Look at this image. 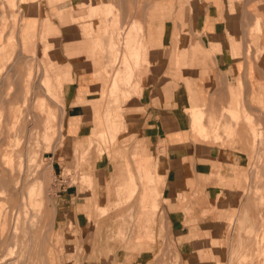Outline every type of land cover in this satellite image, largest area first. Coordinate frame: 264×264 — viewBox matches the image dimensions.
Instances as JSON below:
<instances>
[{
    "label": "crops",
    "instance_id": "crops-1",
    "mask_svg": "<svg viewBox=\"0 0 264 264\" xmlns=\"http://www.w3.org/2000/svg\"><path fill=\"white\" fill-rule=\"evenodd\" d=\"M25 2L16 0L11 14L0 0V20L5 18L10 28L17 27V40L24 49L37 42L50 47H45V66L62 86L64 140L86 138L84 150L78 146L85 142H79L76 154H95L89 150L95 146L98 158L104 155L111 160L95 168L94 174L93 167L87 168L89 173L82 176L96 186L100 200L95 201L90 192L82 194L76 186L59 190L52 246L55 264H159V215L153 214L160 200L172 209H164L167 234L187 241L174 243L180 264H209L204 259L207 255L199 252L213 249L200 240L192 241L200 239L201 228L193 226L185 233L183 222L191 219L194 208L202 214L214 209L216 217L227 216L233 189L238 195L241 190L245 165L239 156L233 157L235 153L227 146L230 141L221 129L233 124L235 112L243 120L242 107L252 114L258 102L264 104V0ZM0 49L2 60L6 46L0 45ZM52 50L63 57L65 51L74 61L68 65L58 53L48 60ZM41 86L49 99H58L49 73L42 77ZM27 95L22 109L28 106ZM221 115L223 123L218 118ZM248 116L257 121L253 126L260 124ZM114 117L119 119L118 133L108 128L109 122H116ZM211 121L221 124L219 132ZM9 122L10 136L19 125L15 109ZM49 122L52 120L43 119L46 131L41 127L39 134H50L53 127ZM85 129L88 133L82 134ZM101 131L102 146L91 144L89 140ZM109 133L111 137L118 134L113 137L119 140L117 144L122 138L127 141L125 148L132 162L117 161L121 157L117 145L105 153ZM15 134L32 132L23 127ZM214 134L221 135L223 142L215 144ZM222 143L227 147L220 146ZM66 148L63 153L69 154ZM194 186L203 189L198 190L200 197L194 195L190 200ZM214 190L216 196L212 197L209 193ZM120 203L139 205L134 241H123L128 230H117L113 220L119 214L111 212L108 218L114 224L110 231L120 241L97 243L95 228L90 231L88 220L93 210L104 216L108 207ZM204 203L209 207H203ZM190 249L192 255L185 257L183 252ZM220 260L216 256L210 262Z\"/></svg>",
    "mask_w": 264,
    "mask_h": 264
},
{
    "label": "rangeland",
    "instance_id": "rangeland-1",
    "mask_svg": "<svg viewBox=\"0 0 264 264\" xmlns=\"http://www.w3.org/2000/svg\"><path fill=\"white\" fill-rule=\"evenodd\" d=\"M4 1L8 5L11 11V14H13L14 8L16 6V0H4ZM27 1L29 0H26L25 5H27ZM30 1L32 3V0ZM25 5H24V8H25ZM30 6L28 7V9L30 8ZM12 22L14 24L16 20L13 18ZM8 23L9 21L7 19L5 20V18L0 20V45L1 47L6 46L5 51L2 53L4 56L2 58L3 61L0 60V67L1 65H3V68L0 69V168H1L0 169V182H1L0 183L1 184L0 185V193H1L0 194V224L5 223L4 231L3 233H0V264H10V262L11 264H14L15 261L13 260L18 259L17 256L21 254L20 250H22L24 254L21 255L22 261L20 262L17 261V264H55L56 261L53 260L52 253L54 252V255H55L56 252L52 250V246H53L54 225H55L54 221H55V213H56V199H57L59 190H61L64 186H72V187L76 186L77 190L81 192L82 194H86L90 192V194L92 195V198H95V201L100 200L101 197L95 194L94 188L96 186L90 185V181H88L87 179L82 180V176L89 173L87 168L91 169V167H93L92 171L94 174L95 168H100L103 165L107 164V162H111V160L107 157H103L104 155L101 156V158H98L97 157L98 153L96 151L95 146L89 149L90 152H95V154H80V153L76 154L75 150L79 142H85V144L78 146L79 150H84L86 146V138L74 139V140H71V139L64 140V132H63V125H62L63 118H64L62 86L58 85L56 81L54 80L52 74H50L53 70H51L50 67L47 68L45 66L47 63L46 58H47L48 50H46L45 48L47 44L45 42H41V43L37 42L35 44H26L27 50L24 49L23 45L17 40V36H16L17 27L12 26L10 28ZM47 47L48 49L50 48L49 46ZM2 49H0V53ZM48 53L50 55V58L48 60H51V59L53 60L55 58V54L58 53L60 57L65 61V63H67L68 65H70L74 61L72 58L68 56V53H66L65 51H64V54H65L64 57L61 55V53L53 51V50L49 51ZM116 68H117V65L112 68L113 71ZM46 73H49L50 79L53 84L52 86L53 91L56 92V94H58V99H54V98L49 99L50 96L48 97L46 95V91L41 86V79L44 75L46 76ZM105 85L109 86V82H106ZM26 93H28L27 95L28 96V106L22 109L21 103L23 102L24 100L23 97H24V94ZM242 100H243V97L241 96L240 102H242ZM41 103H45L46 106H43V107L40 106ZM14 109L19 118V125L16 131L10 134V136H15L16 140L17 138H19L22 141L20 142L18 140L20 142V143L18 142L19 143L18 146H16L15 144H12V143H15L16 140L15 142H10L6 146L7 140L4 137L6 136V134L8 135L11 132L8 124L10 123L9 118L11 117V112ZM242 109L244 108L242 107ZM263 109H264L263 103H261L260 105V102H258V105L255 108V113H252V115L260 121L259 123L261 124V126H259V128L262 129L260 130L261 132H264V110ZM45 110H48L47 115L45 113ZM45 118H49L52 120V122L48 123V126L49 127L51 126L53 128L52 130L49 131L51 136L47 138L43 137L44 139H41V142H40L39 136L40 135L42 136V134L39 135L41 127L44 132L46 131V123H43V119ZM218 118H222L220 123L224 122L222 115ZM232 119H233V124L231 123L230 125L231 126L233 125V127H231L230 130L222 127L221 129L223 133L222 136L226 137V139L230 141V144L227 146L232 152L235 153L233 157L235 158L236 156H239L241 162L243 163V165H245V168H243L245 169L244 176L246 174L248 178L246 180L240 179V182L242 183V185L239 187L241 189L239 192V195H238L237 190L233 189L232 200L229 202L230 208H229L227 216L236 218L239 214H244V213L253 216L254 211L252 210L254 209L249 205L250 203H248V201L250 198L251 199L253 198L252 201L254 200V195H250L251 194L250 191H252L251 189L254 183L252 174H253V165L255 161L254 160L255 156L253 153H251V145H252L251 138H248V137H251L249 136L251 134H249L247 130V126H249V124L245 120H242V119H235V118H232ZM113 121H116V122L108 123L109 131L111 128V130L115 133L120 132L121 129H120V126L118 125L119 122H117L119 121L118 117H114ZM220 123H214V127L217 130L216 132H219V128L221 125ZM34 124H37V125L34 126ZM111 126H113L114 128H112ZM23 127H26V129L31 130V132L33 131L32 134H30V136L34 134L38 136L36 138L39 140L40 143L34 142L36 140L35 135L32 136V139L34 138L35 140L33 141L30 137V140L28 142L30 143L32 141L34 143L30 145L31 148H33V150L29 148V150L31 149L32 151L36 150L35 153L32 152L33 155L31 152L28 154L26 151H23L26 145H24L25 140L23 141L22 138L25 139V137L26 136L28 137L29 134H24L25 136L24 135L22 136V134H15V132L19 133V130H23ZM87 131L88 129L83 130L82 134H87L88 133ZM122 134H125V129L122 131ZM46 135L47 134H44L43 136H46ZM112 135L114 137V135L117 136L118 134H112ZM107 136H108L109 143H107L105 153L109 151V148L111 146L117 145V147L120 148V153H121V157L118 158L117 161L120 164H124L126 161L132 162L133 160L132 155H130L128 153V150L125 148L127 141L124 138H122L120 143L117 144L119 142L117 138L111 137L110 133L107 134ZM247 138L250 139L248 143H246ZM239 139H240V142H238ZM244 139L245 141H243ZM219 142H222V138L220 137V135H219V139L217 140V143ZM4 143L6 147L2 148V145ZM65 146L67 147L66 150L70 152L69 154L63 153ZM220 146L227 147V146H223V143ZM14 148H16V150H14ZM2 150L3 152H7V151L13 152L14 150L13 152L14 162L11 167H6V162L2 159V154H1ZM15 152H18V154H16ZM19 154H22V155H19ZM9 156H13V155H9ZM19 156H22V158L21 157L19 158ZM28 156L30 159L28 158ZM25 159L27 162L30 161L31 164L28 163L27 165L26 161H24ZM26 168L27 170H25ZM26 173H29L30 175L29 174L27 175ZM232 175L233 173L230 174V176ZM35 181H41L44 186V209H42L41 211L42 213L39 212L40 215H38L39 213L36 214L37 216L35 215L34 217L35 221H34V224H32L31 223L32 220L30 219L32 218V211L28 210L27 203H26L27 196L26 197L24 195L22 196V199L24 197L25 202H23L24 200H21L20 198L23 193L24 194L27 193L28 191L27 185L29 184L30 186L31 185L30 183H34ZM201 181L198 180L197 182H201ZM5 182L6 184L4 185ZM263 182H264V179H263ZM15 183H18L17 188H14ZM234 188H236L235 185H234ZM202 189L203 187L201 186H194L192 192L190 193L191 195L189 194L188 198L191 200L194 197V195L200 197L201 193H199L198 190H202ZM19 190L21 192L23 191L22 194ZM216 192L217 190H214V192H211L209 194L212 197H215ZM247 194L252 197L249 198ZM15 195L17 199L15 198ZM102 198L104 199V196ZM20 201L26 204L25 206L27 208L25 207V210L27 209L26 211H30L29 213H25V214L31 213L28 219V220H31V222L27 221L26 217H25L26 218L25 220L29 223H27L24 220V218H20L23 215L22 213L19 217L20 218L19 219L20 223H18L19 227L17 226V228L18 229L20 228V229L19 230L17 229L18 232H16V234L13 236L11 234L15 233L14 232V229H15L14 228L15 227L14 218L15 217L17 218L19 211L21 210L23 211V209L20 210V208L24 204L22 205ZM194 204L195 202H193L192 200L191 205H194ZM13 205L14 206L16 205V206L12 207ZM209 205L210 204L207 205L206 203H204L203 207L207 208L209 207ZM245 205L246 206L249 205L250 207L249 210H247L248 207L245 208ZM114 206L115 207H113V209L108 207V211L106 212V215L104 216H101L100 214L95 213L93 210L92 217L88 219L90 231H92V229L95 228V235L97 238V243L99 242L109 243L110 241L117 243L120 241L119 237L113 236L110 231L111 230L110 226L113 225L115 222L114 225L117 226L118 231L120 230V228L122 229L127 228L125 230H128V235L124 234L123 241H125V239L127 240L128 238L127 242L128 243L130 242L131 244V242L134 241L133 240L134 235L132 234L133 233L132 231H136L137 215L140 210L139 205L136 206V204L134 203L132 204L131 203H120ZM12 208H14L15 211H13ZM137 209H138V212L136 213L135 211ZM164 209L172 210L168 208L167 204L163 202V200H160L159 208L153 214V215L155 214L159 215V224H158L159 229H160L159 236H158V239L160 242V251L158 252L159 264H180V255H179L180 252L176 249L177 246H175L174 243L178 244V243H183L187 241L185 240L181 241L177 238L173 239L167 234V224L164 219V216H165ZM245 209L248 211L247 213ZM16 210H18L17 215L15 214ZM237 210H238V213L240 212L239 214L237 213ZM111 212H115V214H119L118 217L115 220H113L114 222L108 218ZM203 214L199 208H194V211H192V217H191L193 222L190 221L191 219L183 222L184 227H185L184 232L189 233L193 226H197V228H201L200 230H202V233L200 236H198L200 237V239L199 238L197 240L193 239L192 241L199 242L200 240L202 241V243L208 244L207 246L210 245V248L213 249L211 250V252H208V251L199 252V254L205 253L207 255V257H204V259L205 261H208L209 264H214L210 262V260L215 259L216 256L218 258L219 257L221 258L220 263L218 264H230V261L232 263V260H230L229 258L231 257L232 252L234 251V249L237 248V245H238V240H239L238 230L240 229L238 228L239 225L238 226L234 225L232 228L226 231L224 229V225L226 222V216L222 215V216L216 217V216H212L208 214L207 212L206 213L204 212ZM22 221L26 223H23ZM22 223L24 226L22 225ZM30 223H31V226H33L34 228L30 227L29 225ZM21 227L24 231H21L22 230ZM209 230H212L213 232L208 233L207 231ZM246 230H247V226H245L244 231L240 234L243 239L246 238V235H247ZM210 234H212L213 237L218 238L219 247L217 249L210 243V240H209ZM11 237L13 240L9 239ZM20 238L21 239L24 238V240L22 239V242L24 241L23 243L21 242ZM17 242H19L20 244H18ZM16 243L18 246L17 247L18 252L16 254L18 255L14 253L15 257L13 256V259H11L10 261H3L2 256L4 257L6 253H8V249L11 247V245H14ZM55 245L58 246L59 244H55ZM80 249L81 248H79V250ZM132 252H137V251L133 249ZM192 252L193 250L190 249L183 253L187 254L185 257H190L192 255ZM209 253H211V256L209 255ZM57 262H59V260H57Z\"/></svg>",
    "mask_w": 264,
    "mask_h": 264
},
{
    "label": "bare ground",
    "instance_id": "bare-ground-1",
    "mask_svg": "<svg viewBox=\"0 0 264 264\" xmlns=\"http://www.w3.org/2000/svg\"><path fill=\"white\" fill-rule=\"evenodd\" d=\"M258 26V25H257ZM257 28V27H256ZM259 28V27H258ZM257 60V59H256ZM242 106L240 105V108H241ZM225 108V107H224ZM263 108H264V104H263ZM241 111H242V113L240 112V118H242L241 116H242V114L243 115H245V117L243 116V120H245L248 124H249V132L251 131V135H249V136H251V137H248V138H251V153H253L254 154V156H255V158H254V165H253V174H252V176H253V181H254V183H253V187H252V191H250V195H254V200L252 201V199L250 198V197H252V196H249L248 194V197L250 198L249 199V201H248V203H250L249 205L254 209V210H252V209H250V210H252V211H254V215L253 216H251V215H249V214H239L238 213V210H237V213L239 214L236 218H233V217H229V216H226V222H225V225H224V229L226 230V231H228L230 228H232L234 225H239V227L238 228H240L238 231V233H239V240H238V245H237V248L236 249H234V251L232 252V254H231V257L229 258L230 260H232V263L234 262V263H236V264H264V182H263V179H264V132H261L260 130H262V129H260L259 128V126H260V124H257L256 126L254 125L253 126V123L254 122H257L256 120L255 121H251V118L248 116V115H251V117H253L252 119H254V116H252V114H248V112H246L247 111V109L245 110V108L244 109H242L241 108ZM46 112V111H45ZM222 112H224V111H222ZM225 112L228 114V115H233L232 114V112L230 111V110H226L225 109ZM225 113V114H226ZM235 113H237L238 114V112H235ZM262 113V112H261ZM237 114H235V115H237ZM234 115V117L233 116H231V118H235V119H239V118H237L236 116ZM227 116V115H226ZM230 116H228V117H230ZM238 117H239V115H238ZM261 118V117H260ZM255 119H257V118H255ZM206 120V119H205ZM230 121H231V119H229ZM258 120V119H257ZM210 121V120H209ZM208 121V122H209ZM215 121V120H214ZM216 122V121H215ZM214 122V123H215ZM233 122V121H232ZM260 122V121H259ZM210 123V122H209ZM211 123H213L212 121H211ZM213 123V124H214ZM206 124V123H205ZM37 124H34V126H36ZM207 125H210V124H208L207 123ZM226 126V125H225ZM224 126V128L226 129L227 127L230 129L232 126L230 125V127L229 126H227V127H225ZM112 128H114L113 126H111ZM36 128V127H35ZM34 128V129H35ZM227 128V129H228ZM35 131V130H34ZM33 132V131H32ZM45 134H47V132L45 133ZM24 134H22V136H23ZM35 135V134H34ZM34 135H32V136H34ZM38 135V134H37ZM40 135V134H39ZM44 134H42V138L39 136V138H40V142H41V139H44V138H47V137H50L51 136V134H47L46 136H43ZM207 135V137L209 136V135H211V134H206ZM25 136V135H24ZM32 136H30V134H29V138L27 137H25L26 139H24V138H22L23 139V141L25 140V144L24 145H26L25 146V149H23V151H26L28 154L31 152H33V153H35V151H32L33 150V148H31V144H34L32 141L30 142V143H28L29 142V140H30V137H31V139H32ZM97 136V137H96ZM96 136L94 137V138H91V141L89 140V142L92 144L93 142L95 143V144H97L98 146H102V144H103V138H104V135H103V132L101 131V132H99L98 133V135L96 134ZM214 137V143L216 144L217 143V140L219 139V134H214L213 135ZM221 136V135H220ZM225 136H227V135H225ZM230 136H232V135H230ZM234 136V135H233ZM36 137H38V136H36L35 135V139L33 138L32 140L34 141V142H38V143H40L39 142V140L36 138ZM44 137V138H43ZM229 137V136H228ZM246 139V143H248V141L250 140V139ZM224 139V138H223ZM6 140L8 141V143H7V141H6V146L10 143V142H15V140L16 139H14V140H11L10 139V136H9V134L8 135H6ZM21 142L22 140L21 139H19V138H17V140H16V142L15 143H12V144H15L16 146H18V144L20 143L19 141ZM228 141V140H227ZM243 141H245V139L243 140ZM19 142V143H18ZM223 142V141H222ZM238 142H240V139L238 140ZM29 145H28V144ZM36 144V143H35ZM240 144V143H239ZM242 145V144H241ZM247 145V144H246ZM12 146V145H11ZM30 146V147H29ZM21 147V146H20ZM19 147V148H20ZM24 147V146H23ZM29 148H31L30 150H29ZM14 150H16V148H14ZM14 150H13V152H14ZM13 152L12 151H7V152H3L2 153V159L6 162V167H11L12 165H13V162H14V154H13ZM21 152H22V150H21ZM20 152V153H21ZM25 152V153H26ZM16 154H18V152H15ZM24 153V154H25ZM33 153H32V155H33ZM240 153V152H239ZM251 153H250V155H251ZM23 154V155H24ZM27 154V155H28ZM9 155H13V156H9ZM19 155H22V154H19ZM31 155V154H30ZM25 156V155H24ZM22 158V156H19V158ZM27 158V157H26ZM28 158H29V156H28ZM249 158H250V156H249ZM252 158V157H251ZM30 159V158H29ZM32 159V158H31ZM24 161H26V159L24 160ZM32 161V160H31ZM26 163H27V165H28V163H30V161H26ZM31 164V163H30ZM29 164V165H30ZM25 165V164H24ZM27 168H29V167H27ZM27 168L25 169V170H27ZM1 169V168H0ZM3 171H4V169H3ZM27 175L29 174V173H26ZM30 175V174H29ZM10 176V175H9ZM248 178V176L245 174V176L243 177V179L244 180H246ZM31 179V178H30ZM26 180V179H25ZM14 182H15V180H14ZM13 182V183H14ZM23 182V181H22ZM28 182V181H27ZM1 183V182H0ZM3 183V182H2ZM263 183V184H262ZM6 184V182L4 183V185ZM11 184V183H10ZM21 184V183H20ZM26 184V183H25ZM31 185L29 186V184L27 185L28 186V191H27V193L26 194H22V192H21V200H24L23 202H25V199H24V197H23V199H22V196L24 195L25 197L27 196V198H26V203H27V207H28V210H31L32 211V218H30L31 220H32V222H31V220H28L29 219V215L31 214H25V213H29L30 211H26L25 210V205L26 204H24V203H22V201H20L21 203H22V205L23 206H21V208H20V210L21 209H23V211L21 210V211H19L20 212V214H19V212H18V215H17V211L18 210H16V215H17V218L15 217L13 220H14V222H15V229H14V234H11V235H15L16 234V232H18V230L20 229H18L17 228V226H18V223H20L19 221V219L20 218H24V220L26 219L27 221H30L32 224H34V217H35V215L37 214V213H42L41 211H42V209H44V186H43V183L41 182V181H35L34 183H30ZM1 185V184H0ZM15 186H14V188H17L18 187V183H15L14 184ZM23 186V185H22ZM26 186V185H25ZM20 188V187H19ZM18 188V189H19ZM26 188V187H25ZM25 188H24V190H25ZM23 189V188H22ZM21 189V190H22ZM248 189V188H247ZM16 192V191H15ZM249 192V191H248ZM19 193V192H18ZM1 194V193H0ZM243 196V195H242ZM246 196V195H245ZM13 197V196H12ZM20 197V196H19ZM248 197H247V199H248ZM14 198V197H13ZM15 198H16V195H15ZM17 199V198H16ZM239 201V200H238ZM19 202V201H18ZM252 202V203H251ZM14 204V203H13ZM245 204V203H244ZM18 205V204H17ZM249 205H245V208L246 207H248V209L247 210H249ZM16 206V205H15ZM14 205L12 206V207H15ZM23 207V208H22ZM26 207V208H27ZM13 209V211H15V209L14 208H12ZM235 209V208H234ZM11 210V209H10ZM246 210V209H245ZM246 210V213L248 212ZM26 211V212H25ZM12 212V211H11ZM23 213V215L20 217V215ZM34 213V214H33ZM40 213L38 214V215H40ZM249 213H251V212H249ZM208 214H210V215H212V216H215L216 214H215V211H214V209H211L209 212H208ZM28 215V216H27ZM37 216V215H36ZM224 216V215H223ZM20 217V218H19ZM26 217V218H25ZM10 220V219H9ZM23 220V219H22ZM25 220V221H26ZM39 220H41V219H39ZM26 221V222H27ZM23 223H26V222H24V221H22ZM41 222V221H40ZM39 222V223H40ZM23 223H22V225H23ZM27 223H29V222H27ZM31 223L29 224L30 225V227H33V226H31ZM38 223V224H39ZM224 224V223H223ZM36 225V224H35ZM34 225V226H35ZM24 226V225H23ZM39 226V225H38ZM245 226H247V230H246V233H247V235H246V238L245 239H243L242 237H241V233L244 231V229H245ZM19 227V226H18ZM27 228V227H26ZM34 228V227H33ZM32 228V229H33ZM38 228V227H37ZM4 229H5V223H3V224H0V233H3V231H4ZM18 229V230H17ZM21 229H22V227H21ZM17 230V231H16ZM34 230V229H33ZM12 231V230H11ZM21 231H24L23 229L21 230ZM226 231H225V233H226ZM31 232V231H30ZM224 232V231H223ZM21 233H23V232H21ZM24 233H26V232H24ZM18 234V233H17ZM23 235V234H22ZM18 236V235H17ZM21 236V235H20ZM19 236V237H20ZM26 236V235H25ZM16 237V236H15ZM28 237V236H27ZM26 237V238H27ZM225 237V236H224ZM238 237V236H237ZM25 238V237H24ZM24 238H22L23 240H24ZM9 239H12V237L11 238H9ZM22 239L20 238V240H21V242H22ZM13 240V239H12ZM32 240V239H31ZM209 240H210V243L217 249L218 247H219V245H218V238H215V237H213L212 236V234H210V237H209ZM16 241H18V240H16ZM24 242V241H23ZM22 242V243H23ZM14 243H15V241H14ZM18 244H20L19 242H17ZM17 243L16 244H14V245H11V247L9 248V250H8V253H6V255L3 257L2 256V258H3V261H10L11 259H13V256L15 257V254L18 252L17 250ZM21 243V244H22ZM27 245V244H26ZM31 245V244H30ZM221 248V247H220ZM13 250V251H12ZM24 250V249H23ZM21 251V254H19V256H17L18 257V259H15V260H13V261H15V263L14 262H12V263H14V264H17V261L18 262H20V261H22V258H21V255H23L24 254V252H22V250H20ZM19 251V252H20ZM221 251V250H220ZM15 253V254H14ZM14 254V255H13ZM16 255H18V254H16ZM32 255V254H31ZM2 261V262H3ZM26 262V261H25ZM231 263V261H230V264H232ZM233 263V264H234ZM10 264H11V262H10Z\"/></svg>",
    "mask_w": 264,
    "mask_h": 264
}]
</instances>
